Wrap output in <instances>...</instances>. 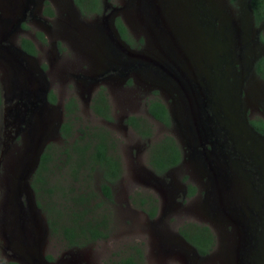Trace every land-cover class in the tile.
Instances as JSON below:
<instances>
[{
  "label": "rangeland",
  "instance_id": "rangeland-1",
  "mask_svg": "<svg viewBox=\"0 0 264 264\" xmlns=\"http://www.w3.org/2000/svg\"><path fill=\"white\" fill-rule=\"evenodd\" d=\"M101 2L98 14L79 15L69 0H46L53 15L45 18L53 32L46 36L41 30L37 58L46 66V56L53 57L47 77L49 94L54 97V127L63 121L64 102L72 97L76 103V111L68 117L70 136L62 140L52 132L34 135L31 141L24 134L12 138L2 129L0 109V264L8 260L43 264L35 260V254L44 264H103L131 254L133 246L141 249L142 264H242L243 258L249 264H264V140L256 141L247 129L250 119L264 122V76L255 70L260 61L264 69V46L259 39V34L264 37V21L254 25L247 0ZM66 6L69 24L64 21ZM112 17L113 24L117 18L125 27L130 44L118 38ZM186 82L207 84L216 96L222 120L259 166L256 179L246 167L232 178L235 196L259 214L247 231L242 223L248 221L240 211L217 213L204 207L206 178L196 170L186 146L187 118L193 105L192 89L181 87ZM99 88H103L111 120L91 110ZM152 99L164 104L168 126L148 115L146 103ZM128 116L143 124L148 139L125 123ZM95 132L107 135L120 161L119 178L111 185V202L100 195L98 171L88 173L83 163L84 167L72 173L73 158L67 160L63 153L68 148L70 154L73 142L82 145ZM165 135L173 138L182 159L162 179L149 166L148 152ZM41 144H49L51 158L45 182L36 185L35 192L31 175L22 176ZM185 181L195 188L194 194L170 210V203L180 199L172 198L171 187L180 190ZM87 192L93 193L91 201H101L97 215H108V237L69 248L59 234L50 232L47 219L53 216L47 209L63 199L68 201L72 194ZM145 195L156 198L153 218L137 202ZM191 223L204 225L211 233L213 244L207 255H197L180 235L179 230ZM247 234L251 235L248 239Z\"/></svg>",
  "mask_w": 264,
  "mask_h": 264
},
{
  "label": "trees",
  "instance_id": "trees-1",
  "mask_svg": "<svg viewBox=\"0 0 264 264\" xmlns=\"http://www.w3.org/2000/svg\"><path fill=\"white\" fill-rule=\"evenodd\" d=\"M73 4L78 8L81 15L87 13H99L102 8L101 0H72ZM233 1V0H230ZM249 7L253 18L254 25H258L264 21V0H249ZM43 12L52 15V11L45 2ZM115 28L119 37L126 43L130 44L125 27L119 19L114 21ZM260 41L264 44V37L259 34ZM37 37L43 41L40 33ZM140 41V39H138ZM23 49L30 53H34V48L30 41L22 39L20 42ZM256 73L264 76L262 62L255 64ZM50 102H54L52 94L48 95ZM1 109V108H0ZM91 110L95 115L105 120H111L108 115V105L103 92V88H99L95 93ZM76 111V103L72 97H69L63 104V121L61 122L58 135L62 140L70 136L69 119L71 113ZM146 111L154 120L162 123L164 126L169 125V116L162 102L158 99L149 100L146 103ZM125 123L131 126L140 137L147 138L148 130H144L143 124L135 117L128 116ZM250 126L258 133L264 135V122L259 118L249 120ZM94 139L92 142L91 140ZM84 142L82 145L73 142L70 146L71 153L68 148L63 149L67 160L73 158L72 165L74 169L72 173H77V169L84 167L83 163H87L88 173L96 170L99 173L98 190L103 201L111 202L112 193L111 185L119 178L121 172L120 161L118 155L114 153L115 149L109 144L106 134L103 132L93 133V138ZM74 154V155H73ZM73 155V156H72ZM50 146L46 144L40 153L36 168L31 174L30 185L36 192V185L45 182L47 177L48 166L50 160ZM66 160V162H67ZM181 160L180 150L171 136L165 135L161 137L150 148L148 164L156 174H162L172 166L178 164ZM195 188L188 185V193L192 194ZM92 192L72 194L68 201L62 200L60 204H52L48 209V214L53 216L47 219V226L50 232L59 234L69 248H81L94 241L104 240L108 237L109 218L107 213L97 215L96 209L100 206V202L91 201ZM145 197H140L139 207L147 214L149 218L155 215V208L150 209L144 206ZM150 199V198H149ZM180 235L195 249L197 254L205 255L213 244V238L208 228L204 225L186 224L184 228L179 230ZM49 259V257H46ZM143 254L139 247L133 246V252L127 256L117 259H108L103 264H142ZM3 264H19L16 261L8 260Z\"/></svg>",
  "mask_w": 264,
  "mask_h": 264
},
{
  "label": "water",
  "instance_id": "water-1",
  "mask_svg": "<svg viewBox=\"0 0 264 264\" xmlns=\"http://www.w3.org/2000/svg\"><path fill=\"white\" fill-rule=\"evenodd\" d=\"M25 1H29V3L31 2L37 8H40L41 2L43 0H0V7L8 8L10 7V5L12 6V8L19 7L23 6ZM247 4L250 18L252 20L253 18L251 15L249 3L247 2ZM153 6L154 8L159 7V5L156 4H154ZM0 21H2L1 18ZM110 22L113 24V17L110 19ZM113 26L116 35L118 36V38H120L114 24ZM256 39H258V36H256ZM32 61L33 66L31 65V69L35 73L38 65L36 64L35 60ZM10 67L12 69L13 65H10ZM93 78L95 77H88L87 79L94 80ZM42 80L44 81V78L40 73V70L37 77H32L31 74H29L28 76L24 77V79L20 78L18 84L21 87L32 88L31 85L33 83L35 86L34 89L37 88L36 90L38 92L35 91V93L32 94V100H26V103H28L29 106H25L24 110L14 108L13 110L9 111V113H11L12 115V121L16 125L23 124L25 126L21 134H24L26 137L29 136L30 141L33 139L32 136L34 135H48L52 132L58 133V129L61 124L60 122H58L55 127L53 126V109L51 110L52 113L50 114V116H47L44 112L46 98L43 85L40 84V82L42 83ZM186 83L187 84H182L181 87L185 90L188 87L192 89V92H190V94L192 93L191 97L193 103L192 108L190 109L191 114L189 113L187 118V121H189V123H187L188 136L186 137V146L189 150V157L194 162L196 170L199 171L200 175L206 178V183L203 185L206 194L204 207L206 208V210L207 207L208 209L210 208V212L212 210L213 212L215 211L217 213L240 211L241 213L239 215L243 218L245 217V220L250 222L242 223L244 231H247L249 226L256 224L254 223V221L258 219L257 217H259V214L258 212L253 213L250 207H247L246 204L243 203V201L241 202L240 199L235 196V189L234 187H232V178L234 176V173L238 171L239 168L243 170L245 169L243 167V164L246 162L251 166V168L253 167V170L251 169L252 171L248 170L250 177L256 179L255 176H258L257 173L259 166L257 165L256 160L253 159V153H251L249 148H244V145L237 133H231L228 125L225 123V121L222 120V111L220 107H218V104L215 100L216 96H214V93L210 91L207 84H200L198 82L194 84H190L188 82ZM208 106L210 107V113H207V110L205 111V108ZM24 111L30 112L29 117L25 116ZM42 119H45L44 123H40ZM247 127L250 132L249 134L254 137L256 141L262 142V140H264V136L257 133L250 126V124H248ZM208 138H210L211 140V151L208 154L199 151L196 152V149H194L195 144L200 139L205 140ZM227 144H229V146L231 147L232 153L236 152V154L238 155L237 157H233L229 151L224 149ZM44 146V144L40 145L36 155L34 156L33 160H31L30 166H28V168L25 170L22 178H27L28 175H31V173L34 171L37 166L40 153L43 150ZM189 147L191 148V151ZM245 210L247 211V213L242 212ZM250 237L251 235L247 234V239ZM192 249L196 253L193 247ZM35 255V260L43 264L45 263L38 254ZM245 256L248 257L246 253ZM248 262L249 261L243 258L242 264H247Z\"/></svg>",
  "mask_w": 264,
  "mask_h": 264
},
{
  "label": "flooded vegetation",
  "instance_id": "flooded-vegetation-1",
  "mask_svg": "<svg viewBox=\"0 0 264 264\" xmlns=\"http://www.w3.org/2000/svg\"><path fill=\"white\" fill-rule=\"evenodd\" d=\"M72 7L77 11V13L80 15L79 10L77 7L73 4V1L69 0ZM46 0H43L41 2L40 8H37L35 5H33L29 1H25L23 6L19 7H13L10 5V7H0V18L2 21H0V108L2 112V129L4 133L12 135V138L16 135H19L22 133L24 129V125H16L12 120V115L9 113L10 110H13L14 108H19L20 110H24L25 106H29L28 103H26L27 99L32 100V94L37 91L35 88L34 89V84L32 83L31 87L28 88H23L18 84L19 79H24V77L28 76L31 74L33 77H37L38 72L40 70V73L42 74L44 81L42 80V83L40 84L43 85L44 92H45V113L47 116H50L52 113L51 110L53 109V104L52 102L49 101L48 95H49V83H48V77L47 75L49 74L50 71V64L52 60V56L47 55L46 59L49 61V63L44 66L43 64L39 63L38 58H37V48L40 47V42H42L38 37L37 33H43L46 36H51V33L53 32V28L51 25L47 23V19L50 18V15H47L43 12L44 10V5H45ZM249 3V0H247ZM66 14V17L64 21L69 18V6L65 7V10H63ZM96 15V13H94ZM48 17V18H45ZM254 23V22H253ZM262 22H260L258 25H260ZM38 27V29L33 28ZM67 26V25H66ZM32 28V29H31ZM43 32H42V31ZM58 34H60V31L58 30ZM22 39H27L30 41L34 48V53H30L26 51L25 49L22 48L20 42ZM40 41V42H39ZM264 46V44L262 43ZM36 61V64L38 65V68L36 69V72L34 73L33 70L31 69V65L33 66V61ZM10 65H13V70L11 69ZM95 80V78H93ZM37 80V79H36ZM91 80V81H94ZM35 81V80H34ZM38 92V91H37ZM44 104V102H43ZM25 116L29 117L30 112L24 111ZM153 119V118H152ZM154 120V119H153ZM161 126L165 127L162 123L154 120ZM258 133V132H257ZM16 134V135H15ZM260 134V133H259ZM262 135V134H260ZM264 136V135H263ZM148 139V138H146ZM211 140L210 138L208 139H200L196 144L195 148L196 152H204V153H209L212 149L211 145ZM190 151L191 148L189 147ZM225 150L229 151L233 157H237L238 155L236 152L232 153L231 152V147L229 144L224 147ZM149 153L148 152V158H149ZM181 153V150H180ZM197 154V153H196ZM201 154V153H200ZM182 157V155H181ZM182 159V158H181ZM181 161V160H180ZM180 166V162L176 164L175 166H172L168 170H166L162 174H156L158 176H163L162 179L167 176L166 174L171 170L175 169L176 167ZM243 167H246L248 170L252 171L251 166L248 163H244ZM180 173L184 174L186 173L184 170L180 169ZM188 180V179H187ZM170 181V182H169ZM172 180H168V184H171ZM197 182V181H196ZM188 184L185 181L184 186L179 190L175 186L171 187V190L169 191L170 195L173 197H179L180 199L178 201H174L173 203H170L169 209L173 210L177 206H182L184 203L183 199L189 197H192V194L188 193ZM192 186V185H191ZM162 192H160V196L162 198L163 195ZM145 197L146 201L144 202V206L147 208H151L152 206L155 208L156 211V198L151 195H145L141 196ZM150 198V199H149ZM139 201V199H138ZM137 201V202H138ZM160 201V197L158 199ZM146 214V213H145ZM147 216V214H146ZM155 216V215H154ZM148 217V216H147ZM149 218V217H148ZM211 249L208 250L210 252ZM207 252V253H208ZM197 253V252H196ZM207 253L205 255H207ZM199 255V254H197ZM199 256H204V255H199ZM249 264V262L247 263Z\"/></svg>",
  "mask_w": 264,
  "mask_h": 264
}]
</instances>
